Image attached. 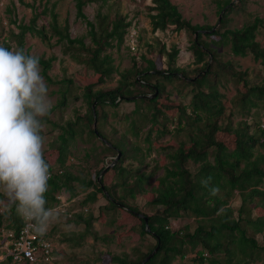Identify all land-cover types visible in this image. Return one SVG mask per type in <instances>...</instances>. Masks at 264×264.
<instances>
[{
	"label": "trees",
	"instance_id": "trees-1",
	"mask_svg": "<svg viewBox=\"0 0 264 264\" xmlns=\"http://www.w3.org/2000/svg\"><path fill=\"white\" fill-rule=\"evenodd\" d=\"M111 1L74 0L76 19L86 23L87 32L83 36L72 37L69 23H60L56 10L58 1L47 0L37 6L36 0L33 3L20 0L33 9V16L28 23L13 20L18 32L12 30L10 39L16 42L15 45L7 40L0 43V46L9 50L25 51L27 33L40 38L47 45H52L56 37V43L61 45L63 54L84 64L97 77L96 81L87 83L84 88L83 97L89 105L88 115L78 116V121L69 120L62 124L51 119L56 109L52 107L50 113L42 119L43 124H51L60 130L50 147L57 152L55 163L51 162L47 151H44V159L50 165L46 207L55 208L60 202L58 194L62 192H68L70 200L84 192L85 195L78 198V201L75 198V201L82 206L77 219L84 222L88 229L95 218L92 214L85 216L83 212L88 208L84 206L95 202L99 194L108 200V205L103 209L109 206L113 210H123L137 217L141 221V235L151 234L156 245L147 252L139 250L137 260H131L127 255H113V264H142L158 245V252L146 264H173L177 259L183 261L189 258L191 253L197 254L189 258L193 264H264V128L257 126V123L251 125L243 119L234 124L232 115H226L223 104L225 95L219 90V86L231 81L237 89L234 104L250 111L260 102L264 103V83L250 79L249 72L238 69L232 60L224 61L217 50L226 45L234 55H252L264 64V44L257 39L258 33L264 29V18L255 16L240 28H230L228 14L237 11L243 0L237 3L233 0H217L220 11H224L220 26L193 24L183 17L178 5L172 0H151L153 6L149 8V17L153 32L164 31L169 27L186 31L190 36V49L195 60L203 65L199 73L191 77L176 64L180 53L178 46L172 45L168 49L162 45L160 54L167 57L166 69H158L155 60L143 56L146 66L140 67L134 62L131 68L119 71L111 50L122 46L133 22L127 21L118 11L112 13ZM92 2L101 3L102 7L107 6L108 9L104 11L101 8L94 19H89L85 7ZM43 14L48 15L49 20L40 24L38 19ZM204 36L211 38L210 41ZM139 38L138 35V41ZM38 57L41 74L48 83L55 82L49 72L57 57ZM207 58L209 60L205 61ZM116 74L120 76L117 86L107 90L94 89L113 79ZM175 80L191 87L192 97L188 105L160 99L166 82ZM72 82V79L65 78L61 84ZM140 88L144 90L134 92ZM147 89L152 92H146ZM157 91V96H149ZM62 92L64 97L59 104L61 107L67 100L66 92ZM67 92H71L69 87ZM127 101L137 104L138 114H143L142 103L150 111L149 115H142L146 123H151L145 137L149 143L148 155L152 149L151 137L154 131L158 138L172 134L174 130L188 131V141L159 147L165 151L167 163H157L153 169L148 170L147 153L141 146L136 145L130 154L124 141L112 140L101 129V119L107 116L104 108H116ZM177 112L178 115H175ZM175 123L176 127L172 129L169 124L175 126ZM253 126L258 129L252 130ZM131 127L134 134L138 135L140 126L136 119H131ZM85 128L89 132L88 141L100 135L103 137L101 141L104 152L118 154L121 151L117 163L108 167L100 181L99 175L107 166L98 169L94 178H82L71 170L70 157L75 140L83 136ZM221 132L233 136L235 144L229 146L219 138L218 133ZM130 156L138 162L136 167L132 164L124 165ZM161 169L163 173L159 174ZM111 171L116 172L118 181L109 185L107 177ZM119 188L122 189L121 193ZM236 190L242 200L237 208L229 205V199ZM150 191L154 196L149 202L156 207L162 206V209L146 214L131 200L138 195L145 196ZM0 197L4 199L6 196L0 193ZM8 202L14 217L10 225L13 230L12 241L24 220L17 214L15 203L11 200ZM141 214L148 217L149 229ZM184 216L197 217L199 221L196 227L192 229L187 224L173 230L170 227L171 220ZM48 235L51 238L50 232ZM258 235H262L261 241ZM95 237L98 238V235ZM12 262L13 257L7 255L0 264Z\"/></svg>",
	"mask_w": 264,
	"mask_h": 264
},
{
	"label": "rangeland",
	"instance_id": "rangeland-1",
	"mask_svg": "<svg viewBox=\"0 0 264 264\" xmlns=\"http://www.w3.org/2000/svg\"><path fill=\"white\" fill-rule=\"evenodd\" d=\"M47 0H36V5L44 3ZM58 1L57 11L59 13V20L61 24L68 22L70 25V31L72 37L83 36L87 32V25L81 19H76V10L74 0H52ZM239 2L240 0H233ZM25 3H33L35 0H24ZM112 13L118 11L121 15L125 16L127 21L135 22L139 25V49L133 51L129 47L131 42L128 39V33L125 36V41L119 48L112 49V53L115 57V65L119 71L129 69L133 66L134 62H137L140 67L146 66V62L143 56L153 59L157 63L158 69L167 68V57L160 54L162 45H166L168 49L172 45H177L180 49V53L176 59V64L183 68L186 73L191 77H195L203 65V63H197L195 56L190 49V36L186 31L175 30L173 27H169L166 30H157L153 32L150 23V7L153 6L151 0H112ZM110 2V3H111ZM173 3L178 5L183 17L190 20L193 24L209 25L219 27V18L222 11L218 7L217 0H172ZM108 9L107 6L102 7L101 3L92 2L85 7V13L89 19H94L98 10ZM42 7L40 6L39 10ZM33 16V9L20 0H0V43L2 41H11L13 45L16 44L14 40H11V32L14 30L18 32V28L13 22L17 20L28 23ZM255 16L264 18V0H243L239 5L237 11H233L228 14V27L240 28L248 21L252 20ZM49 16L43 14L38 22L40 24L47 23ZM215 27V28H216ZM136 30V29H135ZM224 30V29H222ZM204 38L210 41L211 38L204 36ZM257 39L264 44V29L261 30ZM57 38H53L52 45H47L41 41L40 38L32 36L30 33L26 35L25 51H28L31 55L44 56L46 58L55 55L57 59L53 62V66L50 70V75L55 82L48 83V97L53 107H56L51 114V119L56 122L65 124L69 120L78 121L79 117H84L89 113V105L83 97L84 88L87 83L94 82L97 77L94 76L91 70H88L84 64H80L74 61L68 55L63 54L61 45L56 43ZM149 45H153L150 47ZM13 49V48H12ZM224 61L232 60L236 63V67L241 70H247L249 72V78L257 83H264V64L261 61L254 59L252 55L246 57L234 55L229 46H220L217 48ZM207 58L205 61H208ZM41 70V67H40ZM42 75V74H41ZM43 76V75H42ZM44 77V76H43ZM72 79V83L61 84L63 79ZM119 75H115L113 79L107 81L104 84L95 86L94 89H110L114 88L118 84ZM61 81V82H60ZM60 82V83H59ZM68 87L70 93L67 92ZM189 86L175 80L173 82H166V87L161 93V100L169 99L172 103H182L188 105L191 101V93ZM144 89H135L134 92L138 93ZM220 92L224 93L223 104L226 109V115H232L234 124L240 120H247L251 125L257 123V126L264 128V103L260 102L258 106L253 107L250 111L248 108L240 109V106L234 104V98L237 94V89L234 84L229 81L226 85L219 86ZM67 100L64 106H59L64 95ZM146 92H152L150 89ZM159 94V92L150 93L149 96L153 97ZM143 114L136 112L137 104L132 101L122 102L118 107H105L104 111L107 116L101 119V129L114 141H124L129 153L132 154L133 148L139 145L143 148V151L147 153L146 163L148 170L153 169L157 163L163 165L167 163L168 159L165 155V151L159 147L177 145L181 141H188V131L174 130L173 133H169L166 136L158 138L157 133H152V149L149 152V143L145 141L146 132L151 126V123H146L142 115H149V109L141 104ZM191 108L188 109L190 111ZM249 111V112H248ZM172 115V114H170ZM178 115V112L175 114ZM131 119H136L138 125L139 134H134V130L131 127ZM176 122V120H174ZM146 123V124H145ZM43 136L45 137L44 151H47L49 159L52 163H55L57 159L56 150L50 148L57 135L60 133L59 129H55L51 124H43ZM169 124L174 129L176 127ZM257 126H253L251 129H258ZM94 127V124L92 125ZM98 127V123H97ZM88 128H85L83 136H79L75 140V146L73 147V154L71 155V170L82 178L95 177L96 171L103 166L110 165L117 154L113 152H104L102 150V141L100 138L88 139ZM218 137L223 139L229 146L235 144L233 136H229L226 133H218ZM132 164L136 167L138 162L134 160L132 156L128 158L124 165ZM159 174L163 173V170H159ZM116 172L111 171L108 174L107 182L109 185L117 182ZM119 192L122 189L119 188ZM0 193L6 197L2 199L0 197V262L8 255V245L11 242L13 230L10 225L14 222V217L9 210L10 199L0 188ZM68 193V192H67ZM66 193V194H67ZM85 195L81 192L76 198H82ZM154 194L150 191L148 194L138 195L136 199H132L131 202L138 206L139 209L146 214H152L157 209H162V206H154L149 202ZM75 198L68 203L69 205L64 209H58L57 218L49 225L50 236L56 243L61 255V264H113L111 258L113 255H127L131 260H137L139 250L147 252L150 248L156 245V241L151 234L141 235V221L137 217H133L128 212L123 210H113L108 205V200L102 194L98 195L95 202H91L84 207L88 210L83 213L89 217V214L94 215L95 220L88 229L84 222L78 221L77 214L82 211V206L76 204ZM241 196L236 190L233 197L229 199V205L237 208L241 204ZM254 205V204H252ZM54 208V207H53ZM72 214V215H70ZM198 218L195 216H184L178 219H172L170 227L173 230H177L184 225H191L192 229L198 224ZM98 235V238L95 237ZM259 240H262V235H258ZM191 257V256H190ZM189 257V258H190ZM189 258L181 261L175 260L173 264H193ZM10 264H20L12 262ZM261 264V262H257Z\"/></svg>",
	"mask_w": 264,
	"mask_h": 264
},
{
	"label": "clouds",
	"instance_id": "clouds-1",
	"mask_svg": "<svg viewBox=\"0 0 264 264\" xmlns=\"http://www.w3.org/2000/svg\"><path fill=\"white\" fill-rule=\"evenodd\" d=\"M48 90L38 56L0 46V188L39 234L58 216L45 198L50 165L41 132L53 107Z\"/></svg>",
	"mask_w": 264,
	"mask_h": 264
},
{
	"label": "built area",
	"instance_id": "built-area-1",
	"mask_svg": "<svg viewBox=\"0 0 264 264\" xmlns=\"http://www.w3.org/2000/svg\"><path fill=\"white\" fill-rule=\"evenodd\" d=\"M138 19L129 27L128 39L131 42L128 44L130 49L137 51L138 35L140 27L136 23ZM128 29V32H129ZM136 29V30H135ZM60 202L55 207L56 209L66 208L70 203L69 195L65 192L58 194ZM24 220V219H23ZM49 228L43 233L39 234L30 222L24 220L22 228L18 235L8 245V255L13 257V261L20 264H61V255L56 243L49 237ZM189 256H197L196 253H191Z\"/></svg>",
	"mask_w": 264,
	"mask_h": 264
},
{
	"label": "water",
	"instance_id": "water-1",
	"mask_svg": "<svg viewBox=\"0 0 264 264\" xmlns=\"http://www.w3.org/2000/svg\"><path fill=\"white\" fill-rule=\"evenodd\" d=\"M223 12L224 11H222V13L220 14V18H219V24H220V22H221V19H222V16H223ZM157 93H155L154 94V96L156 95ZM132 98H134V97H132ZM95 106V105H94ZM95 127H96V123H95ZM96 132L98 133V131L96 130ZM99 138L100 139H103V137L100 135L99 136ZM121 157V151H118V154H117V156H116V158L114 159V161L110 164V165H108L107 166V168L99 175V181L101 180V177H102V175H103V173L108 169V167L109 166H114L116 163H117V161L119 160V158ZM144 220H145V222H146V228L147 229H149V222H148V217L147 216H145L144 214H141L140 215ZM159 248H160V245H158L145 259H144V261H143V263L142 264H146L147 263V261L153 256V255H155L157 252H158V250H159Z\"/></svg>",
	"mask_w": 264,
	"mask_h": 264
},
{
	"label": "crops",
	"instance_id": "crops-1",
	"mask_svg": "<svg viewBox=\"0 0 264 264\" xmlns=\"http://www.w3.org/2000/svg\"><path fill=\"white\" fill-rule=\"evenodd\" d=\"M60 251V250H59Z\"/></svg>",
	"mask_w": 264,
	"mask_h": 264
}]
</instances>
